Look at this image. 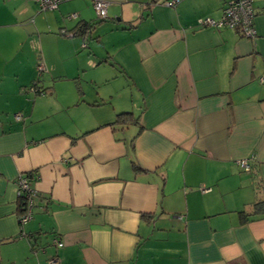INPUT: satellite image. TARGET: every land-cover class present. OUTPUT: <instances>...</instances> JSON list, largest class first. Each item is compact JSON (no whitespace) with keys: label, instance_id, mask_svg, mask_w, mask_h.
<instances>
[{"label":"crops","instance_id":"obj_1","mask_svg":"<svg viewBox=\"0 0 264 264\" xmlns=\"http://www.w3.org/2000/svg\"><path fill=\"white\" fill-rule=\"evenodd\" d=\"M223 7L0 0V264H264V0L252 40Z\"/></svg>","mask_w":264,"mask_h":264},{"label":"built area","instance_id":"obj_2","mask_svg":"<svg viewBox=\"0 0 264 264\" xmlns=\"http://www.w3.org/2000/svg\"><path fill=\"white\" fill-rule=\"evenodd\" d=\"M62 0H37L41 11H49L58 8V5ZM180 0H163V4L167 7L174 8L178 5ZM107 3L102 1L95 2V10L99 19L107 18ZM256 10L254 8V0H224L223 16L220 20H214L212 18H200L197 20V26L200 28H228L236 29L240 28L244 38L248 40L255 39L257 36L256 32ZM39 71H44V65L38 67ZM260 82L264 84V76L261 77ZM17 120H21L22 116L17 115ZM249 159L240 160L238 164L245 170L249 169ZM18 187L20 194L24 193L28 199V208L25 215L20 218V224L23 227L29 222L31 218L32 208L34 204V197L36 193L32 188L30 181L27 177L21 176L18 181ZM53 243L57 247H63V243L58 239L54 238ZM51 264H59L56 259L51 260Z\"/></svg>","mask_w":264,"mask_h":264},{"label":"trees","instance_id":"obj_3","mask_svg":"<svg viewBox=\"0 0 264 264\" xmlns=\"http://www.w3.org/2000/svg\"><path fill=\"white\" fill-rule=\"evenodd\" d=\"M100 20L103 21L105 19H100ZM93 29H94V25L84 24V25H82L79 28L77 34L79 33V34H81V36H90L91 33H92V31H93ZM35 86L32 87L33 92L45 93V91H43V92L40 91V90L37 91L36 88H35ZM135 122H136V119L134 118V116L131 113L124 112V113L119 114L117 116L116 121L114 123L110 124V125L111 126H114V125H127L129 123H135ZM246 171H250V165H249V169L246 170ZM25 177H27L29 179V181L31 180V178H30L31 177V174H29L28 176H25ZM35 197H34V199H35ZM33 207H34V204H33ZM19 208H20V210H21L22 213L23 212H26V210L28 208V199H27V197H26V195L24 193L20 194V197H19ZM32 211H33V208H32ZM255 211H256V213H260V212L263 213L264 212V201H261V202H258V203L255 204Z\"/></svg>","mask_w":264,"mask_h":264}]
</instances>
